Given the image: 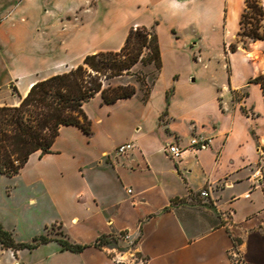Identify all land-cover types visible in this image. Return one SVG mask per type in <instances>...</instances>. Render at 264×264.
<instances>
[{"label": "crops", "instance_id": "obj_1", "mask_svg": "<svg viewBox=\"0 0 264 264\" xmlns=\"http://www.w3.org/2000/svg\"><path fill=\"white\" fill-rule=\"evenodd\" d=\"M91 1L15 0L0 14V101L17 105L34 83L87 54L120 50L132 27H155L162 67L146 95L105 103L97 93L84 104L91 133L63 125L51 151L31 154L15 175L30 192L13 217L34 209L43 233L58 223L71 242L90 246L0 242V264H264V184L251 177L264 154V92L251 81L264 73V39L239 36L246 0H94L83 15ZM193 136L211 141L192 146ZM129 141L134 148L117 155ZM172 143L184 149L180 158L168 152ZM205 187L195 208L188 200ZM5 220L0 213L27 242L17 220ZM121 231L124 250L93 245Z\"/></svg>", "mask_w": 264, "mask_h": 264}, {"label": "trees", "instance_id": "obj_2", "mask_svg": "<svg viewBox=\"0 0 264 264\" xmlns=\"http://www.w3.org/2000/svg\"><path fill=\"white\" fill-rule=\"evenodd\" d=\"M239 36L245 41L264 39V7L259 0H246L240 20ZM236 50V45H231ZM138 62L162 67L161 50L155 27H132L123 47L118 51H100L87 54L83 62L68 71L57 73L32 85L18 105L0 106V173L14 176L28 162L31 154L51 151L63 125H76L91 133V120L84 104L97 93L105 103L134 95L137 88L131 84L104 85L102 78H112L129 72ZM260 83L264 92V73L251 79ZM178 199L173 198L175 203ZM34 236L30 241L17 242L13 234L0 222V242L6 248L34 249L43 243L58 241L63 249L81 252L89 244L71 242L48 233ZM119 234H101L94 242L98 248L117 247Z\"/></svg>", "mask_w": 264, "mask_h": 264}, {"label": "rangeland", "instance_id": "obj_3", "mask_svg": "<svg viewBox=\"0 0 264 264\" xmlns=\"http://www.w3.org/2000/svg\"><path fill=\"white\" fill-rule=\"evenodd\" d=\"M14 1L15 0H0V14L5 12L7 10V7L13 4ZM95 2L96 1L92 0L89 3L87 9L82 12L83 15H87V14L89 15L93 13L94 7L96 4ZM9 14L10 12L6 16H8ZM76 16H77V19H75L76 22L80 23L81 22L80 20H82V17H83L82 14H77ZM1 21H2V18H0V22ZM67 23H68L67 21L60 22L59 25L62 26L63 28H66ZM186 69L187 68H182L181 72L183 73L187 71ZM157 76H158V70L156 69L154 65L152 64L145 65L142 62H138L135 66H133L132 69L129 70V72L124 73L123 75H120V76L112 77V78L103 77L102 80L105 86H107L108 84L112 86H116L119 84L134 85L137 89H140L143 95H146L151 90V87L155 79L157 78ZM3 105L13 106V105H10V102L8 101H0V106H3ZM24 184H25L24 179H17L15 175L9 177V176H3L2 174H0V213L6 219L5 221L7 222L8 225H12L17 220V226H18L17 237L19 240L30 241L34 235H40L41 233L44 232V228L40 223V220H41L40 218H42L41 214L36 212L34 209L31 211L30 210L25 211L24 208H21V211L24 210L23 214L20 216L19 219H16L15 216L13 217V214L11 213L13 211L12 207L14 209L18 207V205L21 204L22 201L24 200V194L30 192V189L26 188ZM10 190L14 191L13 195H11L10 197H7L6 193H8ZM192 197L193 199L188 200V202L191 205H194L195 208H199L201 206L200 201L206 198L205 196H201L199 194L198 195L194 194L192 195ZM179 201L181 200H177L176 202H179ZM222 220L224 219L221 218V221ZM48 233L53 237H58V238L66 237L65 230L58 223L53 225L49 229ZM123 245L127 246V243L124 242ZM131 256L133 259L135 258V255H131ZM123 260L124 262L128 264H136L131 259H123Z\"/></svg>", "mask_w": 264, "mask_h": 264}, {"label": "built area", "instance_id": "obj_4", "mask_svg": "<svg viewBox=\"0 0 264 264\" xmlns=\"http://www.w3.org/2000/svg\"><path fill=\"white\" fill-rule=\"evenodd\" d=\"M211 139L201 137V136H193L191 139V145L192 146H204L207 145ZM134 148L133 142H124L116 146L115 151L116 154L119 156L127 155L132 149ZM168 152L174 157V158H180L183 153L184 149L181 148L177 144H170L168 147ZM251 177L254 179L255 186H260L264 184V154L260 157V159L255 164V167L253 169ZM129 192H132V189H128ZM201 196H208L209 195V188L205 187L200 191ZM124 239H128L129 235L125 234L122 236ZM144 261L140 260L138 264H143ZM241 264V263H240Z\"/></svg>", "mask_w": 264, "mask_h": 264}]
</instances>
